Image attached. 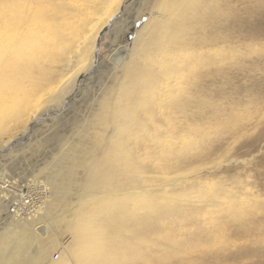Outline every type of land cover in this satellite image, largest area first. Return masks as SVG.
<instances>
[{
	"label": "bare ground",
	"instance_id": "obj_1",
	"mask_svg": "<svg viewBox=\"0 0 264 264\" xmlns=\"http://www.w3.org/2000/svg\"><path fill=\"white\" fill-rule=\"evenodd\" d=\"M152 2L154 8L142 12L133 40L112 52L108 92H102L99 101L93 99L97 111L86 127L74 133L80 141L90 134L94 140L69 144L72 153L76 148L93 149L86 181L76 184L83 188L76 192L74 205L59 221L51 218L57 199L56 180L51 178L52 186L29 181L50 192L39 213L21 222L5 211L6 230L19 238L14 248L27 256L23 260L15 251L13 258L18 259L12 264H35L34 256L40 254L46 258L59 242L51 249L43 243L57 237L55 226L60 223L70 240L60 247V260L54 263L48 258L49 264H137L152 243L161 241V264H264V246L248 247L264 243L260 182H249L254 177L241 171L228 176L227 185L221 179L206 186L186 176L168 177L171 172L178 175L184 162L207 161L212 153L206 143L208 131L212 126L220 129L225 111L239 118L231 135L246 131L251 111L243 118L232 107H218L212 88L203 85H213L221 73L216 65L226 50L243 52L261 42V0H249L256 4L250 11L257 24L255 32L247 33L229 29L228 15L215 6L217 0ZM121 3L0 0V136L12 124L2 132L8 90L18 87L26 97L7 114L15 126L38 117L48 103L75 98L76 88L93 68L90 54L98 39L111 33L123 11ZM243 120L245 124H240ZM8 142L0 138V147ZM151 155L157 164L150 161ZM55 162L43 172L56 170ZM91 169H99L100 176L88 173ZM148 170L158 172L157 187L148 188L152 181ZM1 198L9 209L6 197ZM175 222L176 240L149 238ZM36 225L43 235L36 232Z\"/></svg>",
	"mask_w": 264,
	"mask_h": 264
},
{
	"label": "rangeland",
	"instance_id": "obj_2",
	"mask_svg": "<svg viewBox=\"0 0 264 264\" xmlns=\"http://www.w3.org/2000/svg\"><path fill=\"white\" fill-rule=\"evenodd\" d=\"M121 5L123 11L122 13H119V18L116 17L115 26L111 33L108 34V32H106L104 36L100 37L90 54L93 68L85 73L82 85L79 88H76V92H78L75 94V98L71 99L73 96H70L69 100H67L69 103H48L44 109L39 112L38 117L31 119L28 123L24 120L20 125L15 126L13 122L9 120V115L7 114H11L15 111L16 107H18L16 106L18 105L16 102H22L26 97L20 95V89L17 87L16 89L8 90V96H11L8 97V100L5 98L3 101V108L6 110L7 114L4 115V118L1 116L3 118L1 121L3 124L2 132L6 129L8 123L12 124H10L8 130L0 136L2 142L5 143V141H9L6 145L0 147V173H4L9 179L11 178L10 180L20 183H29V181L32 180L39 182L47 181L51 186V178H54L56 180V188L54 191L57 199L55 201L56 206L54 207V210L51 211L50 216L57 221H59L61 215L71 205H74V202L76 201V192L83 188V186L76 184H81L86 181L87 169H89V163L87 161L88 156H91V153L93 154L91 151L93 149H89V146L84 149H73L74 152L72 153V151H69V144L71 141H78L80 139L79 134H74L75 131L79 128L86 127L87 124L90 123L88 120L90 119V116L93 115L92 113L97 111L98 106H96V103H92L93 99L95 98L99 101L100 94L102 92H108L105 83L109 80L112 72V52L119 48L126 47L133 40L138 25H140L143 18V11L139 6H136V0H131V4L129 3V0H122ZM260 43L261 42H259L253 49L259 48ZM227 60L228 62H225V59L223 58L222 60H218L219 62H217L216 69H219L221 73L216 75L217 77H215L213 85L217 83L223 84L225 82L231 83L233 80H236L241 85L254 88L256 91L248 93L241 92L238 95H232L229 93L227 95L217 96L213 95L216 89L212 88L211 93L213 101L218 107L224 110L232 107L235 109V113L239 115V117L245 118L247 112L251 111L249 113V125H247L246 131L242 134L237 136L231 135L224 143L222 150H220L221 152L213 151V146L219 140L218 132L220 129L216 126H212L209 129L210 132L208 131L209 135L207 134L206 139V143L208 144V147H211L210 149L212 153L209 154V158L204 162L206 164L195 163L189 165L187 162H184L185 167L182 168L180 173L178 172V175H176L177 173L171 172L168 175L169 178L186 176L190 178V181L195 180L202 183L205 182L206 184L204 183V185L206 186H212V184L220 179L224 180L225 184H229L225 179L233 174L228 175L227 173L220 171L221 164L238 141L248 137L250 134L256 133L259 130L261 123H264V112L259 111L258 103V90L261 82L264 81V66H262L257 59H249L245 57H240L238 61L232 60V57L227 58ZM102 96L106 97L107 95L103 94ZM23 102H25V100H23ZM241 123L245 124V121L243 120L240 124ZM252 125L256 126L254 127ZM23 127L26 128V131ZM85 137L83 141H79L89 142L94 140L92 134H90V136L86 135ZM190 154H193V152ZM54 160L56 161L55 166H58L57 169L54 170V168H50L43 172L45 168H49L50 165H52ZM155 160L156 156L151 155L150 161L153 162V164H157ZM159 164L162 165L164 163L160 161ZM90 171L93 174H96V176H100L101 171L99 169L88 170V173H90ZM157 177H159L158 172L148 170V178L153 181L148 183V188L157 187L159 184V182L156 181ZM253 180L255 182L258 181V179L254 177L250 179L249 182H253ZM5 211H8L7 202L2 200L0 195V264H12L18 259L13 258V253H15V251L19 253V257L23 260H26L25 258L27 256L22 252L21 254L19 252L21 250L17 251L14 248L17 245L19 238L17 240L16 235L12 234L13 231L6 230L5 218L8 213ZM24 220L25 219H22L21 222ZM39 225L35 226L36 232L43 235L37 230ZM57 225L59 226L57 227ZM57 225L55 226L57 229V237L50 238L51 241L46 240L43 244L45 246L50 245V249L54 247L53 244H56L57 242H59V244L46 255V258L44 257L45 255L41 254L34 256L35 264H49L48 260H46L48 258L52 262L54 260V263H56L57 260H60L61 250L63 249V246H66L69 242L70 236L69 231L61 226V223ZM176 229V222L173 225L167 224L166 227L164 226L163 230L150 235L149 238L151 240L158 238L159 242L163 237L172 236L176 240ZM111 232L112 231H109V233ZM163 245V241L157 244L152 243L150 245L151 247L149 249L147 248L146 257L144 256L145 259L137 260L136 263L144 264L146 262L147 264H161L164 249ZM261 245L264 246V243L248 244V247L257 249ZM60 247H62V249ZM30 264H32V262Z\"/></svg>",
	"mask_w": 264,
	"mask_h": 264
},
{
	"label": "snow or ice",
	"instance_id": "obj_3",
	"mask_svg": "<svg viewBox=\"0 0 264 264\" xmlns=\"http://www.w3.org/2000/svg\"><path fill=\"white\" fill-rule=\"evenodd\" d=\"M115 3V0H113ZM131 4V0H129ZM136 6L145 13L149 8H154L152 0H136ZM215 6L220 8L221 11L226 12L229 18V29L235 30L237 33L255 32L257 17L254 12L250 11L256 7L254 2L249 0H217ZM135 7V6H134ZM114 23L113 17H109V26ZM259 38L260 47L257 49H248L245 51H233L226 50L223 53L225 62H228L227 57L231 56L232 60H237L240 57L249 59H257L261 65L264 66V0H261V12L259 16ZM205 89L215 88L216 91L213 95H238L241 92L248 93L254 92L256 89L251 87H245L238 81L233 80L231 83L225 82L223 84H204ZM259 95V111L264 112V81L261 82L258 90ZM51 102V101H49ZM223 120L220 124V130L218 132L219 140L213 146V151H220L224 143L232 134V130L238 126L239 118L235 114L225 111L223 114ZM220 171L227 174H234L238 171H242L253 177H256L262 185V191H264V123H261L259 130L250 134L248 137L238 141L228 156L225 158L220 166Z\"/></svg>",
	"mask_w": 264,
	"mask_h": 264
},
{
	"label": "built area",
	"instance_id": "obj_4",
	"mask_svg": "<svg viewBox=\"0 0 264 264\" xmlns=\"http://www.w3.org/2000/svg\"><path fill=\"white\" fill-rule=\"evenodd\" d=\"M10 179L0 173V195L9 202V215L27 219L39 213L50 198L48 188L37 183H20Z\"/></svg>",
	"mask_w": 264,
	"mask_h": 264
}]
</instances>
